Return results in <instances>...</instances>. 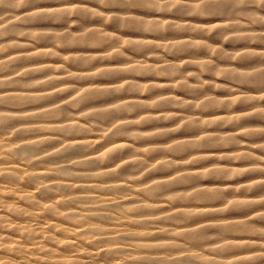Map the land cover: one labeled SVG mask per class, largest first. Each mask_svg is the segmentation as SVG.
Segmentation results:
<instances>
[{
  "label": "bare ground",
  "instance_id": "bare-ground-1",
  "mask_svg": "<svg viewBox=\"0 0 264 264\" xmlns=\"http://www.w3.org/2000/svg\"><path fill=\"white\" fill-rule=\"evenodd\" d=\"M14 1V0H13ZM13 1L1 0L0 8L3 5ZM128 0H102V2L119 7L125 6ZM136 2L133 0L132 3ZM192 1V0H191ZM196 4L191 7L178 4L175 11L182 15H190L194 18H200L204 15L222 16L227 20H231L230 26H238L239 16L251 18L257 25L255 28H245L248 34L252 36L253 31H264V0H194ZM33 0H21L20 4L28 6ZM146 7L156 10H167V5H161L157 1L146 0ZM19 6V4H18ZM59 6V5H53ZM16 7V6H15ZM88 13V12H87ZM40 19L63 20L65 13L55 8L49 11H43L38 14ZM90 16V14L88 15ZM15 17V16H13ZM10 17V18H13ZM10 18L0 20V27L4 26ZM38 19V16H34ZM113 24L120 27H128L133 30H150L163 36H175V30H182V25L160 27L155 22L140 24L134 19H125V17L117 18ZM21 31V27L16 24H10L5 28L8 34H17ZM177 37V36H176ZM176 37H173L176 38ZM251 37L237 36L236 41L245 42ZM44 40H52V36L46 34L41 37ZM259 39H257L258 41ZM263 42V39H260ZM96 40L91 41L89 38L83 37L77 44L92 45ZM106 45L112 41L102 40ZM3 44V42H1ZM16 45V44H14ZM12 45V46H14ZM131 48L142 50V45L135 42L131 44ZM176 51L195 53L201 50V47L195 43L175 42ZM88 55L84 58L77 57L73 61L78 65H95L100 57L96 51L88 50ZM99 52V51H98ZM55 52L42 50L34 51L33 48H25L13 51L0 57L1 61L8 64V70L0 73V136H4L3 132L7 126H18L28 118L24 115L27 111L46 109L55 113L57 118L61 120L53 126V131L58 134H43L40 128L31 130L19 129L14 133V138L20 139L19 147H12L7 141L0 142V264H137L138 260H144L150 263L163 264H231L223 254L233 250L241 251L242 249L253 246L252 242L238 243L235 240L229 241L227 237H217L225 233H254L251 223L253 221H264V213L262 209L256 206L260 201L250 199L251 196L233 197V202L225 208L216 210L215 206L209 203L211 200H220L224 197L223 189L214 188L213 190H201L194 194L177 193L175 186L179 184L191 183V189L204 186L205 183L200 179H214L220 177H243L247 181H251L244 186V190L261 188L262 182L254 181L253 178L259 168L242 167L231 168L226 171L221 167L214 171H203L198 173L192 167L174 170L175 162L166 160V156H160L162 152H179L185 154L184 160L189 159L190 162H209L215 158L223 157L221 151H211L196 149L203 147L216 146V135L213 132H225L219 130H211L206 127L208 125H220L221 121H202L197 123L192 121L195 127V134L182 133L181 130L176 131L177 136H173L170 141L179 140L180 146L173 145L166 148L151 147L144 152L149 155H133L129 154L131 150L139 151L135 146H114L107 151L109 159L104 163L102 156L95 155L94 150L102 147L108 148L118 141L114 139L117 133L127 134V127L136 123L135 118L141 112L142 108L148 107L147 103L142 101L139 92L144 90H161L168 91L173 87V81H156L154 84L139 86L136 83H130L127 87L111 86L107 88L86 87L82 85L79 89H70L68 87L55 91V87L59 86V77L66 75L69 79L88 80L91 78H104L113 75L128 74H151V67H145L142 63H136V55L131 54V58L126 61L127 68L120 67L110 70L88 71L70 74L68 71H62L58 77L54 75L56 65H48L54 56L63 57L62 55H54ZM136 58V59H135ZM247 57H243L246 59ZM30 63V64H26ZM204 70L210 72V68L206 64H201ZM262 65V64H260ZM255 67V66H254ZM95 65L92 70L96 69ZM253 68V67H252ZM215 70V69H214ZM176 69L174 67H166L158 70V74L165 77L172 76ZM211 72H213L211 70ZM224 75L231 79H237L241 83L252 85L255 87H264V69L258 72L245 71L239 74L234 71L224 72ZM188 91H197L196 86H186ZM240 89V88H238ZM81 90V92H79ZM264 91V88H262ZM47 92V93H46ZM45 93V94H44ZM126 94L125 96H120ZM75 95V96H72ZM118 96V97H117ZM73 97L78 105L83 106L81 111L90 109L91 107H101L102 110L98 117L107 123L112 122L119 112H125L132 115L126 121L117 124L113 131L104 134L102 139L96 137H76L78 134L89 132V128L79 125L75 117H69V104L67 99ZM110 98L106 104H98L89 106L91 102ZM116 99H113L115 98ZM19 99H33L36 107L30 109L10 108L13 102ZM212 103H205L204 107H215L217 104H223L221 100L214 99ZM141 108V110H140ZM95 115H88L93 120ZM191 115H175L173 119L177 121L188 120ZM263 116V114H247L240 115L231 119V125L236 121H244L246 119L255 120V118ZM192 117V116H191ZM161 119L158 116H150L145 114L142 118L143 122L154 123L155 120ZM237 130V128H236ZM28 137L23 138V135ZM72 136H70V135ZM172 132L163 129L160 133L150 134H128L131 139L169 137ZM199 137V138H198ZM127 141H130L128 139ZM225 144H231V140L227 138L223 140ZM192 148L195 151L188 150ZM191 150V149H190ZM143 151V150H142ZM240 158H252L251 151H254L251 145L242 144L239 146ZM123 157V158H122ZM191 157V158H190ZM132 158V160L126 161ZM75 160V161H74ZM109 160H112L108 162ZM263 160V159H261ZM57 161H63L65 164L59 168H49L47 165ZM74 165L86 167L87 172L78 173L75 171ZM141 169L140 178L143 172L142 184L147 185L149 181L158 180L144 186L140 190H136L133 182L135 175L132 168ZM184 173L176 175L177 173ZM137 174V173H136ZM139 178V179H140ZM195 182V183H193ZM140 184V183H139ZM209 184V183H208ZM231 183L230 185H234ZM141 185V184H140ZM213 185V184H212ZM215 185V184H214ZM213 185V186H214ZM221 185V184H220ZM211 186V185H208ZM229 188V187H228ZM232 188V187H230ZM125 193V194H124ZM115 194H124L116 197ZM157 195L159 198L171 196L172 201L180 202H203L201 209L191 211V213L181 210V206L175 207L176 214L164 216V218H138L129 214L125 208L132 203L133 198L138 196L147 197V195ZM163 202V201H160ZM153 205H141L133 207L135 212H149ZM164 204L159 205L156 209H164ZM239 211L241 215L238 220L227 222L228 217L220 219L219 223H207L199 225L210 219L212 214L221 212ZM182 215L179 217L178 215ZM184 214V215H183ZM137 217V218H136ZM186 219L189 222L185 227H180L177 234L187 238L185 245L176 240L171 239V234L167 231L160 232L156 225L162 221ZM233 219V217H232ZM235 219V218H234ZM106 224V225H105ZM133 224H137L141 231H136ZM154 225V228L148 226ZM208 235L214 239L211 243L197 242L196 234ZM141 236V242L131 239L134 236ZM158 235H166L167 241L158 243H149L146 238ZM217 235V236H216ZM216 252V257L206 256L200 252V249L206 247ZM151 250H160L153 253ZM171 252L174 256L168 257L163 255ZM131 253L133 259H124L123 257ZM256 256L253 259H261ZM242 262L253 264L250 259L241 257ZM258 264H264L260 262Z\"/></svg>",
  "mask_w": 264,
  "mask_h": 264
},
{
  "label": "rangeland",
  "instance_id": "rangeland-1",
  "mask_svg": "<svg viewBox=\"0 0 264 264\" xmlns=\"http://www.w3.org/2000/svg\"><path fill=\"white\" fill-rule=\"evenodd\" d=\"M1 1V0H0ZM8 1V0H7ZM13 1V0H9ZM21 0H14L9 4L1 6L0 8V20L3 18H10V20L0 27V57L10 52L22 50L25 48H33L34 51L48 50L55 52L54 55H62L63 57L54 56L46 64L56 65L54 75L58 77L59 73L68 71L70 74H79L88 71H101L116 69L118 67L125 69L128 67L126 61L131 58V54L136 55L138 61L136 63H142L145 67H151V74H128L113 75L104 78H91L88 80L69 79L66 75L60 76L58 83L59 86L55 87V91H59L61 88L68 87L72 89H79L82 85L83 88L95 87V88H107L108 86L127 87L130 83H136L137 85L145 86L154 84L156 81H173V87L168 91L153 89L144 90L138 93L141 96L142 101L149 105L145 108H140L141 112L136 116V123L127 127V134L117 133L113 137L118 142L114 145H110L108 148L102 147L95 149V155L102 156L104 163H107L109 155L107 151L114 146H135L139 151L131 150L129 154L133 155H149L147 148L158 147L166 148L178 145L180 141H170L171 138L177 136L176 131L181 130L182 133L195 134V127L192 126V121H221L220 125H208L206 127L211 130H219L225 132H213L217 138L216 146L203 147L196 149L203 151V149L221 151L223 157L215 158L209 162H190L189 159H183L185 154L179 152H162L160 156H166V160H172L175 162L174 170H178L180 167L188 168L192 167L194 171L198 173L207 171H214L216 168L221 167L226 171H230L231 168L247 167L259 168L260 171L256 172L253 178H257L254 181L262 182L261 188L244 190L243 187L248 185L251 181H247L243 177L239 178L225 177L214 179H200V182L205 183L204 186L191 189V183L179 184L175 186L177 193L194 194L201 190H213L214 188L223 189L224 197L220 200H211L209 203L215 206L216 210L225 208L228 204L232 203L234 199L239 196H251L250 199L260 201L257 209H262L264 213V117L259 116L255 120L246 119L244 121H236L234 125H231V119L240 115H247L251 113L263 114L264 112V91L261 86L255 87L252 85L241 83L237 79H231L224 75V72L234 71L238 74H243L245 71L258 72L264 69V31H253L252 36L247 33L245 28H255L256 23L251 19L244 16H239L238 26L231 27V20H227L222 16H208L204 15L200 18H194L190 15H182L175 11V7L178 4H182L186 7H191L196 4L194 0H153L157 1L161 5H167L168 8L165 11L156 10L146 7V0H128L125 6L110 5L102 2V0H33L28 6L20 4ZM226 1V0H224ZM19 4V6H18ZM59 5V6H53ZM16 6V7H15ZM59 9L65 13L64 19L49 20L40 19L38 14L43 11H49L53 9ZM88 12V13H87ZM90 14V16H88ZM37 15L38 19L34 16ZM125 17V19H134L140 24H146L148 22L156 23L160 27H166L172 25L174 27L182 25L184 28L175 30L173 33L175 36H163L154 33L150 30H145L143 27L141 30H133L128 27H120L113 24V21L117 18ZM10 24H16L21 27V31L17 34H8L5 32V28ZM46 34L51 35L52 40H44ZM177 36V37H176ZM237 36L251 37L249 40L242 42L236 41ZM83 37L96 40L92 45L77 44ZM173 37H176L173 39ZM263 39L261 42L260 39ZM104 39L112 41L110 46L106 45ZM257 39H259L257 41ZM183 43H195L201 47L200 51L195 53L176 51L174 47L175 42ZM3 42V44H1ZM135 42L142 45V50L131 48V44ZM16 44V45H14ZM14 45V46H12ZM88 50L96 51L100 60L95 64L97 68L92 70L95 66L91 65H78L73 60L77 57L84 58L88 55ZM99 51V52H98ZM243 57H247L243 59ZM136 59V58H135ZM206 64L210 68V72L204 70L201 64ZM30 64V63H26ZM262 64V65H260ZM141 65V64H140ZM118 66V67H117ZM255 66V67H254ZM166 67H174L176 69L172 76L165 77L158 74V70ZM253 67V68H252ZM215 69V70H214ZM8 70V64L5 61L0 60V73ZM211 70L213 72H211ZM72 71V73H71ZM196 86L197 91H188L186 86ZM240 88V89H238ZM81 92V90L79 91ZM47 93V92H46ZM45 94V93H44ZM126 94L120 95L125 96ZM75 96V95H72ZM118 97V96H117ZM110 98L103 97L97 99L89 106H95L98 104H106ZM113 99H116L113 98ZM214 99L221 100L223 104H217L215 107H204L205 103H212ZM69 104V117H75L80 126L89 128L90 131L84 134H78L76 137H96L102 139L104 134H108L113 131L117 124L126 121L132 115H127L125 112H119L116 114V118L112 122H106L98 117L101 112V107H91L81 111V105L77 104V101L73 97L66 100ZM14 105L9 107H16V109H30L36 107L39 103L33 102V99H19L13 102ZM145 114L150 116H158L161 119L155 120L154 123H146L142 121ZM28 118L22 120L18 126H7L4 130V136H0V142L10 143L12 147H19L20 139L14 138V133L17 130L23 128V130H31L34 128H40L43 130V134H58L53 131V126L61 119L55 116L52 111L46 109L30 110L24 113ZM88 115H95L94 119L88 118ZM175 115H191L190 118L184 121H177L173 119ZM1 126V123H0ZM237 128V130H236ZM163 129H168L171 136L169 137H155V138H141L131 139L128 134H150L160 133ZM55 133V134H54ZM28 134L23 135V138L28 137ZM70 135V134H69ZM72 136V135H70ZM199 138V137H198ZM231 140V144L223 143L224 139ZM130 139V141H127ZM242 144L251 145L254 151H251L252 158H240L239 146ZM191 149V150H190ZM189 151H195L190 148ZM143 150V151H142ZM139 152V153H138ZM138 153V154H137ZM123 158V157H122ZM191 158V157H190ZM263 159V160H261ZM132 160V158L127 159ZM75 161V160H74ZM112 160H109L110 162ZM63 161H57L47 165L49 168H59L64 165ZM75 171L78 173H85L86 167L74 165ZM135 174L133 182L136 183L134 188L136 190L142 189L144 186L152 184L158 180H152L147 185L142 184V177L146 171L143 172L142 177L141 169L131 167ZM137 173V174H136ZM184 174L177 173L176 175ZM140 178V179H139ZM141 185H140V184ZM195 183V182H193ZM209 183V184H208ZM235 183L234 185H230ZM214 186H213V185ZM221 184V185H220ZM211 185V186H208ZM229 187V188H228ZM232 187V188H230ZM125 194V193H124ZM124 194H115L116 197H121ZM235 197L234 199H232ZM133 202L125 206L127 212L132 216L138 218H164V216L175 215V207L181 206V210H186L184 214L191 213V211H198L205 203L192 201V202H180L176 203L172 201L171 196L167 195L159 198L157 195L148 194L147 197L138 196L133 198ZM163 201V202H160ZM153 205L149 212H135L133 207L141 205ZM164 204V209H156L159 205ZM183 214V215H184ZM241 215L239 211L235 212H220L218 214H212L210 219L199 225L207 223H219L220 219L228 217L227 222L238 220L237 217ZM181 217L182 215H178ZM136 217V218H137ZM233 217V219H232ZM235 218V219H234ZM186 219L164 220L161 224L156 226L158 231H167L171 234V239L176 240L182 245L187 243L185 237L177 234L180 227L188 225ZM106 225V224H105ZM254 233H225L223 235H216L219 237H227L229 241L235 240L238 243L252 242L254 245L241 251H229L223 254L231 264H249L242 262L241 257L250 259L253 264L264 262V221L258 220L251 223ZM152 229L154 225L148 226ZM133 228L136 231H141L137 224H133ZM166 235H158L148 239L149 243H158L167 241ZM196 241L203 243H211L214 239H218L215 236L210 237L208 235L196 234ZM131 239H135L136 242H141L143 239L141 236H134ZM153 253H158L160 250H151ZM202 254L206 256L216 257V252L209 249L207 246L204 249H200ZM163 255L173 257L171 252H166ZM135 255L128 253L123 258L133 259ZM256 256H261V259H253ZM136 257V256H135ZM217 258V257H216ZM219 259V258H217ZM137 264H163V263H150L139 259Z\"/></svg>",
  "mask_w": 264,
  "mask_h": 264
}]
</instances>
